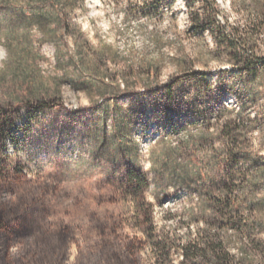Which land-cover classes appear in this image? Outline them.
Segmentation results:
<instances>
[{"label":"rangeland","instance_id":"rangeland-1","mask_svg":"<svg viewBox=\"0 0 264 264\" xmlns=\"http://www.w3.org/2000/svg\"><path fill=\"white\" fill-rule=\"evenodd\" d=\"M11 2L0 0V264H158L153 226L172 264L206 228L227 238L235 264L243 244L264 249L263 188L248 195L253 211L219 226L168 159L203 129L198 104L212 142L227 106L222 121L248 126L241 137L264 159V79L240 73L213 21L193 25L196 0H67L64 19L44 28ZM217 2L222 32L248 34L255 19ZM258 41L264 56V28ZM179 153L184 162L193 150Z\"/></svg>","mask_w":264,"mask_h":264},{"label":"trees","instance_id":"trees-1","mask_svg":"<svg viewBox=\"0 0 264 264\" xmlns=\"http://www.w3.org/2000/svg\"><path fill=\"white\" fill-rule=\"evenodd\" d=\"M1 1L9 5L15 4L11 0ZM23 1L20 10L28 17L29 23L37 24L40 28L50 27L51 23L60 22L67 15V0ZM196 1L197 9L189 13L193 25L203 31L213 21L210 29L217 43L226 50L230 61L238 66L240 73L246 79L251 75L264 79V56L258 53L260 47L258 36L264 28V0H232L244 15L254 18L255 23L248 34H243L239 26L233 25L230 27V35L222 32V24L218 20L222 10L217 0ZM55 32L56 30H53L51 34ZM249 51L251 54L246 56ZM218 91L219 89L216 92ZM199 93L200 97L203 96L201 92ZM251 94L254 95L252 90ZM203 97L201 99H204ZM198 105L197 112L204 115V120L200 122L203 129L198 130V135L189 134L182 145L172 147L168 159L173 161L170 164L174 163L175 171L186 187L196 186L201 190L200 203L203 207L201 211L209 212L211 221L222 226L243 217L246 209L253 211L257 207L256 200L249 198L248 195L260 187L264 189V159L254 154L248 142L241 137L248 126L233 118H224L222 121V112L229 110L227 106L219 110L217 118L221 144L217 146V142H212L209 133L210 119L204 114L203 105ZM207 141L211 143L205 146ZM183 148L193 150V154L181 162L179 152ZM200 149H204L206 155L210 157L207 162L205 157L197 159V151ZM247 156L253 158L242 166L241 159ZM128 178L130 181L139 179L143 186H148L146 178H142L135 171H130ZM148 221L152 223L151 226L154 225L152 219ZM153 227L150 240L158 256L157 263L172 264L173 251L167 243V238L164 236L163 239L156 233V227ZM208 231L206 228L204 232H200L203 235L202 243L190 240L182 246L181 264H235V258L226 245L227 238L218 236L214 238ZM242 249L243 257L238 264H254L252 257L257 255L264 258V249L261 247L256 249L243 244Z\"/></svg>","mask_w":264,"mask_h":264},{"label":"bare ground","instance_id":"bare-ground-1","mask_svg":"<svg viewBox=\"0 0 264 264\" xmlns=\"http://www.w3.org/2000/svg\"><path fill=\"white\" fill-rule=\"evenodd\" d=\"M20 122V121H19Z\"/></svg>","mask_w":264,"mask_h":264}]
</instances>
